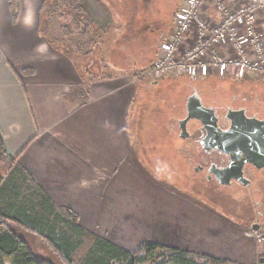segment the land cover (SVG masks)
<instances>
[{
  "label": "crops",
  "instance_id": "obj_1",
  "mask_svg": "<svg viewBox=\"0 0 264 264\" xmlns=\"http://www.w3.org/2000/svg\"><path fill=\"white\" fill-rule=\"evenodd\" d=\"M47 1L0 0L2 140L8 154L17 158L18 166L32 175L56 206L76 213L88 231L135 252L146 242L136 227L144 215L142 198L148 186L139 168L145 161L150 170L157 160L166 163L175 156L172 136L164 139L167 146L160 152L150 154L143 145H154L155 139L143 141L137 135L140 109L133 111L139 97L135 76L151 59H145L143 51L137 52L136 59L130 55L136 42L147 45V39L129 33L135 27L124 23L111 0H81L85 13L104 35L107 30L118 31L114 40L110 35L112 42L98 44L103 57L98 56L97 65L92 55L86 60L77 52L80 43L71 46L53 37L56 19L50 22L42 15ZM109 44L113 46L110 52L104 50ZM229 165L230 158L223 154L216 171ZM250 169L246 168L245 178L250 182L245 184L234 179L222 183L213 172L207 173V181L213 184L216 178L222 191L257 186L260 178L254 181ZM183 203L189 204L196 217L190 224L199 227L197 234L204 249L188 252L237 264H264V248L252 236L254 227L264 224L259 211H254L256 221L251 229L245 216L227 220L204 203ZM222 208L228 213L231 207L222 204ZM211 230L217 232L213 235Z\"/></svg>",
  "mask_w": 264,
  "mask_h": 264
},
{
  "label": "rangeland",
  "instance_id": "obj_2",
  "mask_svg": "<svg viewBox=\"0 0 264 264\" xmlns=\"http://www.w3.org/2000/svg\"><path fill=\"white\" fill-rule=\"evenodd\" d=\"M111 1L115 11L121 15L122 20H125L124 23L129 24L130 27H135L129 33L135 36L144 35L147 39V45L140 46V41L138 44L136 42L135 47L133 46L132 56L130 55L132 59H136L138 58L137 52L143 51L146 53L144 58L151 59L149 63H145L148 64V67L139 69L138 74L135 76L139 83V97L133 105V111H136L138 107L140 109L138 112L139 119L137 120L139 121L137 135L140 134L143 137V141H146L147 138H154L155 141L159 139L164 142V139L169 138L171 135L179 137L180 132L177 120L184 116L183 111L180 110V106H182V109L185 107L187 97L192 93L191 88H195L199 92H210L211 95L216 97L224 94L230 98L236 97L237 101L241 99L251 100L254 102L253 109L250 111L253 114L252 117L264 121V79L262 78L253 76L243 80H235L233 78L219 79L210 77L197 81H191L186 78H167L153 81L148 77L147 72L155 63L159 46L171 33L173 29L172 20L184 0ZM68 5L70 8H66V12L64 11L65 8L62 7L63 15L54 21L51 33L53 37L66 41L71 46L79 43L81 46H85L87 40L80 35L75 26L78 14L77 6H72V3ZM111 15L115 18L114 14ZM109 18L111 17L109 16ZM113 26H116V24ZM64 27L70 30V32L66 33V29H63ZM99 29V32L96 34L98 37L100 36V42H112L114 40L113 36L118 34V31L114 29L112 32L107 30V35H104L102 29ZM124 32L126 33V31ZM111 34L112 40V37L110 38ZM99 47L96 46L94 51L91 52L92 54L90 53L97 65L98 56L101 55L103 57L102 52H98ZM85 49L87 50L88 47H85ZM112 49L113 46L111 44L104 46L105 51L110 52ZM117 60L120 63L121 59ZM96 64L92 65V69H95L94 66ZM139 100L142 102H139L138 105ZM174 142L172 147H174V150H177L183 145L184 139L176 138ZM143 146L150 150V154L155 151V147L152 144H145ZM154 146L158 147L157 144H154ZM184 154L185 152L180 157H177V154L173 155L174 159L166 161V163L164 160H157V163L153 164L150 170L148 168L149 163H145L144 161L141 164V168H139V173L148 186L145 193L146 196L142 198L145 200L142 202L144 215L138 219L136 227L146 238V242L159 243L160 245L187 252L191 249L196 252L204 250L200 244L201 237L197 234L199 227L194 225L191 227L190 224L191 220H196V217L193 218L194 215L191 213L190 206L183 203L184 200L204 203L208 205V210L219 211L227 220H231V216H245L248 219L249 228L256 221L254 211H259L258 216L264 215V178H260V183L257 186L253 185L250 188L243 189L239 187L232 190L226 189L224 190V194L220 195L217 194V189H220L221 186L217 183L216 178L212 185L208 182L207 184L203 180L207 176V170L199 173V186H193L192 172L188 160H185L187 155ZM184 156V159H179ZM194 162H199V160L195 159ZM250 171L252 172L251 169ZM256 179L255 177L253 180L255 181ZM219 180L223 181L222 179ZM128 195L129 197L132 196L131 191ZM222 204L223 206L231 207L228 208L231 213L225 212ZM217 206L221 207L217 208ZM258 224L260 228L252 230V233L264 229V224L263 226L260 223ZM16 230L29 242L38 258L47 260L53 264H62L58 256L39 237L23 229L16 228ZM211 232L214 235L217 231L211 230ZM262 261L264 262V259Z\"/></svg>",
  "mask_w": 264,
  "mask_h": 264
},
{
  "label": "trees",
  "instance_id": "obj_3",
  "mask_svg": "<svg viewBox=\"0 0 264 264\" xmlns=\"http://www.w3.org/2000/svg\"><path fill=\"white\" fill-rule=\"evenodd\" d=\"M70 3L77 6L75 26L87 40L85 46L77 48V52L88 57L100 43L101 38L96 34L100 29L85 13L81 0L63 3L48 0L42 8V15L51 22L61 17L62 7L66 12ZM65 29L66 33L70 32ZM51 43L59 48L56 41ZM171 136L173 140L180 139ZM155 142L158 145H153L156 152L167 146H161L163 142L159 139ZM184 147L185 143L175 150V155L180 157L185 152ZM16 228L39 237L62 264H237L196 257L190 252L151 242H145L132 252L88 231L80 224L76 213L56 206L32 175L18 166L17 158L6 151L0 133V264H53L38 258Z\"/></svg>",
  "mask_w": 264,
  "mask_h": 264
},
{
  "label": "built area",
  "instance_id": "obj_4",
  "mask_svg": "<svg viewBox=\"0 0 264 264\" xmlns=\"http://www.w3.org/2000/svg\"><path fill=\"white\" fill-rule=\"evenodd\" d=\"M172 24L151 80L264 79V0H184ZM252 236L264 248V229Z\"/></svg>",
  "mask_w": 264,
  "mask_h": 264
},
{
  "label": "flooded vegetation",
  "instance_id": "obj_5",
  "mask_svg": "<svg viewBox=\"0 0 264 264\" xmlns=\"http://www.w3.org/2000/svg\"><path fill=\"white\" fill-rule=\"evenodd\" d=\"M191 91V95L187 97V101L185 102V107L182 109V106H180V110L183 111L184 116L177 120V126L180 132L179 138L184 139L183 143L186 145L185 154L187 157L185 160H188L192 171V184L193 186L195 185L194 187H197L200 184L199 173L204 172V170H207V173L216 171V164H218L219 159L223 157V154L216 145L213 144L210 147L211 144L206 127H204L200 119H189L190 110L192 116L196 115L194 114V109H200V111L204 109L211 112L213 115L211 121H215L217 130L226 131L231 126V121L227 118L230 111L244 110L247 117H249L248 114H251L250 111L253 109L254 102L251 100L248 101L247 99L237 101L236 97L230 98L224 94L216 97L211 95L210 92H199L195 88H191ZM196 111L198 112V110ZM182 121H188L185 124L186 131L184 133ZM195 159L199 160V162L195 163ZM250 168L256 178H264V169L256 170L252 167ZM209 178L210 176H206L203 180L207 183ZM257 181L260 183L259 180ZM217 194L222 195L224 191H222L221 188L217 189ZM263 216L264 215H262V217Z\"/></svg>",
  "mask_w": 264,
  "mask_h": 264
},
{
  "label": "water",
  "instance_id": "obj_6",
  "mask_svg": "<svg viewBox=\"0 0 264 264\" xmlns=\"http://www.w3.org/2000/svg\"><path fill=\"white\" fill-rule=\"evenodd\" d=\"M191 107V105H190ZM189 107V108H190ZM198 110V112L196 111ZM194 109L195 116L189 113V119L197 118L206 127L209 135L210 147L214 144L223 154L230 158V165L224 171H214L222 182L234 179L238 182H250L245 178L246 168L256 170L264 169V121L254 117H247L245 111H230L227 118L231 126L226 131L217 130L215 121H211V112L202 109ZM182 121L183 133L186 131ZM256 230L257 226L254 227Z\"/></svg>",
  "mask_w": 264,
  "mask_h": 264
}]
</instances>
